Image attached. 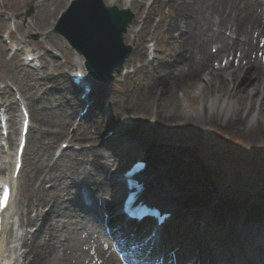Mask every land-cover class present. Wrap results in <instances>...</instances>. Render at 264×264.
<instances>
[{
	"label": "bare ground",
	"instance_id": "6f19581e",
	"mask_svg": "<svg viewBox=\"0 0 264 264\" xmlns=\"http://www.w3.org/2000/svg\"><path fill=\"white\" fill-rule=\"evenodd\" d=\"M109 1L119 8L128 7L127 0L126 3L124 0ZM61 2L63 0H38L28 24L25 27L19 25L18 29L22 34H28L39 27L43 28L48 24L50 6H57ZM163 2L175 12L165 31L168 42H177V47L163 51V56L156 55L152 61L155 65L147 69L149 76L143 81V88L132 92L133 89L128 86L122 87L119 93L121 103L105 86H97L96 113L91 112L90 118L81 125L77 123L70 136V140L80 145L88 143V147L81 146L77 151L68 150L55 159L53 148L47 144L49 139L53 142L56 138L66 136L74 123V110L81 102L75 95L77 87L67 80L56 79L57 84L50 86L52 90L44 84L36 92L30 91V87L25 92L34 132L27 144L32 161L26 166L20 185L21 193L27 197L28 203L26 208L20 209V214L25 227L35 229L25 232L18 257H6L3 253L0 264L6 259L10 264H18L19 258L22 259L20 264H133L130 256L125 257L117 252V248L125 243H115L112 237L122 227L118 224V216L110 217L111 205L115 210L118 204V198L115 200L114 197L119 188L108 183L105 174V169L113 163L114 154L102 134L105 117L120 122L119 134L124 141L143 144L150 164L159 166L156 169L158 184L165 185V190H171L172 185L175 186L174 190H181L173 200L167 199L169 203L190 208L204 206L211 192L205 170L192 153L170 145L166 142L167 138H161L166 144H159L162 142L155 139L157 136L147 133L148 126L170 129L176 121L175 115H180L176 127H189L201 132L215 124L229 130L231 136L244 135L248 140L264 137V0ZM4 3L5 0H0V8H7L2 6ZM11 6L15 13L22 10L17 0H13ZM16 17L21 19L20 15ZM177 21L183 23V32L172 40L179 25L175 27ZM147 26L144 17L142 29ZM131 38L137 43L132 57L138 58L140 62L147 61L145 39H138L136 31H133ZM38 43L45 49L43 42ZM5 54L6 49L1 45L0 56L6 59ZM76 64L70 58L66 66ZM49 77L47 81L51 80ZM4 86H7V81ZM57 88L60 92L55 93ZM183 91L192 93L194 104L189 103L184 107L178 102ZM198 98L199 105L196 104ZM1 101H5L9 114L8 141L11 145L18 132V111L8 90L0 89ZM124 103L122 108L121 104ZM125 117L131 120L123 121ZM117 167L118 163H113L112 171ZM8 168L4 163L0 165V172L6 173ZM82 188L91 197L88 207L83 203L80 193ZM66 193L73 195L78 207L79 202L83 207L78 208L72 204V200H67ZM216 209L219 214L214 215L208 226L212 222L224 224L222 214L232 213L236 216L241 211L230 203ZM245 209L247 218L258 214V210L262 212V206L258 203ZM225 217L230 219L229 216ZM192 224L190 222L189 227ZM207 225L202 224L198 228L196 224L185 235L174 233L179 241L176 252L182 258V253H188L185 260L188 264H195V258L206 259L204 250L210 252L213 260L219 256L218 251L230 252L236 245L233 240L226 242V247L222 248L224 243L222 246L218 243L221 240L212 234L213 230L205 231L209 229ZM161 232L164 231L158 233ZM254 235L250 234L249 238ZM158 236L165 239L164 234ZM221 239H224L223 234ZM155 246L154 242L153 250ZM195 247L199 248L198 253ZM246 248L254 249L244 244L243 250L246 251ZM258 248L264 250V246L259 245ZM251 262L264 264V261L254 259ZM233 264H243V261L239 258Z\"/></svg>",
	"mask_w": 264,
	"mask_h": 264
},
{
	"label": "rangeland",
	"instance_id": "374dc122",
	"mask_svg": "<svg viewBox=\"0 0 264 264\" xmlns=\"http://www.w3.org/2000/svg\"><path fill=\"white\" fill-rule=\"evenodd\" d=\"M140 1L142 0H134L132 5V10L136 14L134 18L135 20H133V22L131 23V29L139 30L140 24H138V20L146 15L147 12L145 6L141 8L138 7V3H140ZM8 2L7 0H5L4 4V6H7V8H0L1 38L2 33L5 30H7L10 26L14 27V35L17 38H20L21 40H25L27 42L21 45L22 49L26 44H30L31 46L35 47L36 53L40 52L43 54L44 59L42 60L44 66L43 69L40 70V73L38 71H30L27 67L22 66L16 58H11L10 56L12 55V53L8 50V54H5V58L7 59H4L2 55L0 56V82L10 80L11 86L17 87L24 96L25 92L29 91V87L30 91L36 92L37 88L43 87L44 84L45 87L51 89L52 87L50 86L52 84H57L56 79H58L59 81H69V74L71 71L75 70L76 67L66 66V62L70 58L77 59V56L73 52V50L65 43V40L52 30V22L57 18V14H59V12L65 8L67 0L59 3L57 6H50L51 14L48 18V24L43 26V28L39 27L37 31H31L28 34H22L19 29H15L13 22H15V24L17 25H21L22 27L27 25L28 21L30 20V16L34 11V1L17 0L19 6H22V12L25 13L22 16L21 20L13 16L15 15L13 14V6H11L13 0H9ZM105 2L107 3L108 0H105ZM160 2L161 0H156V2H154V4L152 5L153 11H151L152 13L151 15H149L152 16L154 20L152 26L149 25L146 32L139 31L138 36L141 37L145 34H148L150 37V35H155L152 43L155 42L156 44L157 55L163 56V51L171 50L172 48L175 49L177 47V42L172 41V43H169L168 39H166L167 35H165L164 31V25L167 24L173 14L175 15V12L173 11L172 7L170 10H168L167 7H162L165 5H161ZM30 6H33V10L30 14H26V10ZM10 14L13 15L10 16ZM8 16L11 17L13 21H11ZM149 22H151V20H149ZM181 23L182 22L178 23L177 21V23L175 24V27L176 25H179L177 26V30L175 29V32L171 38L172 40L177 39V37L181 36L183 32V23ZM130 34L131 33L126 34L127 40L128 35ZM179 39L180 38H178V40ZM39 41L45 44V49H43L42 45L38 43ZM149 44L150 46H152L150 42ZM22 49L18 52V58L23 62L24 57ZM139 62L140 61L137 58L134 59V57H131L127 62H125L124 66L129 71L128 77L125 79V81H123L125 85L119 83V81H121L119 79V75L115 76L114 80L111 83L101 84L106 86L107 89L111 91L113 95H115L116 100H118L120 103L122 102V100L119 97V93L121 92L122 87L128 86L129 89H133L132 92L138 91L143 88V81L147 78V76H149L147 73V68H150L152 66L150 65L148 67L138 68V66L141 64ZM36 64L38 65V67H41L40 62L37 61ZM134 66H137L135 70H133ZM48 76H50L49 78H51L52 81H47ZM54 91L55 93L60 92L58 88ZM10 92L8 91V94L12 99L13 96ZM196 101V104L199 105V98L196 99ZM178 102L181 103V105H183L184 107L189 103H193L194 99L192 97V93L183 91L182 96L178 97ZM121 105L122 108L123 106H125V104ZM77 109L78 107L75 110L77 111ZM75 110L73 117L75 116ZM92 111L96 113V110L93 109ZM87 118L89 119L90 117ZM129 119L130 118L125 117L123 121H127ZM174 119H176L177 121L178 119H180V115H175ZM176 121L172 123V127L170 129H153L149 126H146L149 129L147 133H153V135L157 136L155 139L160 140L159 142H162L161 138H167L168 141L166 142H169L170 145H173L177 142L185 143L187 146L189 145L185 149L193 154L195 159L198 160L201 167L206 171V181L210 184L211 187L210 193H213L215 189L220 190L223 194L224 200L228 198L229 201L235 204L236 200L239 199L241 201L239 207H242V205H246L248 200L244 197V192H246L247 188L252 187L255 191V195L249 201L258 202L259 205H264V137H260L256 140H248L244 137V135L237 134L231 136L229 130L221 129L218 125L215 124L212 127L204 128L200 132L194 128L176 127ZM83 122L84 121H82V123ZM119 124L120 122L111 121L108 125H106V127H104V129L119 126ZM32 134L33 133L31 132L30 136ZM61 140H63L61 137L56 138V140H54L53 142H51L50 139L49 141L47 140V144H49L53 148L54 153L59 147ZM166 142H162L159 144H166ZM124 145L126 146L124 152L121 153L123 150H120V153H118V156H116L113 162L124 161L129 163L136 157L137 151H139L143 147V144L141 145L138 142L123 141V143H121V146ZM114 150L117 151V148L114 147L113 151ZM30 161H32V158L27 149L25 153L22 174L27 169L26 166ZM111 166L112 164L108 167L110 168ZM212 178L216 181L217 185H214ZM21 181L22 178H20V183ZM82 192L86 195V197H84L85 202L89 203L91 201L89 193L87 194L86 192H84V190H82ZM72 197V194L66 193V199L72 200V204L78 207L77 202ZM26 198L27 197L22 194L21 190L19 189L13 203V208H15L16 210L25 208L26 204L28 203ZM79 205L82 206L80 202ZM80 206L78 208H80ZM11 222L13 224L12 226L14 229V233L9 234V240L13 241L17 238L16 236L25 231V227L21 224L22 216L20 213H16V215H14V217L11 219ZM119 252H123L122 249H120ZM243 264H248V257L247 263L243 262Z\"/></svg>",
	"mask_w": 264,
	"mask_h": 264
},
{
	"label": "water",
	"instance_id": "95a60500",
	"mask_svg": "<svg viewBox=\"0 0 264 264\" xmlns=\"http://www.w3.org/2000/svg\"><path fill=\"white\" fill-rule=\"evenodd\" d=\"M76 6H97L108 18L89 19ZM128 19L127 13L118 15L115 9L104 8L101 0H78L63 14L56 30L86 55L95 75L109 80L112 68L120 65L126 54L121 46V33Z\"/></svg>",
	"mask_w": 264,
	"mask_h": 264
},
{
	"label": "snow or ice",
	"instance_id": "6c2138e0",
	"mask_svg": "<svg viewBox=\"0 0 264 264\" xmlns=\"http://www.w3.org/2000/svg\"><path fill=\"white\" fill-rule=\"evenodd\" d=\"M8 197V192L5 190L3 193H0V204H6Z\"/></svg>",
	"mask_w": 264,
	"mask_h": 264
}]
</instances>
